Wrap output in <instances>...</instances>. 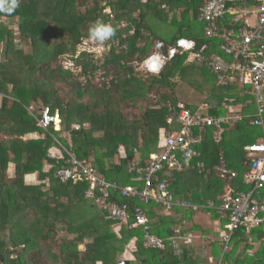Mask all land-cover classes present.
Returning a JSON list of instances; mask_svg holds the SVG:
<instances>
[{
  "label": "trees",
  "instance_id": "16d2710c",
  "mask_svg": "<svg viewBox=\"0 0 264 264\" xmlns=\"http://www.w3.org/2000/svg\"><path fill=\"white\" fill-rule=\"evenodd\" d=\"M205 1L0 0V264H121L134 240V261L128 264H264L262 229L250 235L237 230L228 246L214 238L212 259H202L193 244L202 232L197 215L213 223L204 230L205 241L227 222L207 207L218 204L227 186L214 171L220 157L237 174L230 182L236 193L252 188L242 181L249 161L244 147L263 141L264 130L248 123L246 116L255 114L252 105L246 106L249 88L219 85L205 63L187 61L188 53H177L158 74L142 67L156 53L167 55L179 39L194 41V52L207 45L206 59L230 61L218 49L220 40L206 38V25L197 21ZM238 5L250 9L256 2ZM156 22L170 28L168 38L157 34ZM97 23L111 25L115 36L90 41ZM182 86L203 99L182 101ZM225 99L239 105L245 117L226 127L218 146L207 130L191 167L164 175L171 210L110 190L108 203L127 206V224H120L85 198V182L56 178L67 156L52 152L67 149L106 181L142 188L128 174V161L143 167L157 151L159 130L178 129L166 122L177 104L190 111L206 105V115L220 117L226 113ZM44 108L58 114L59 130L37 125ZM35 173L38 181L27 183L25 178ZM179 201L197 208H179ZM138 207L148 219L146 231L128 227ZM146 233L162 239L163 248L144 247Z\"/></svg>",
  "mask_w": 264,
  "mask_h": 264
},
{
  "label": "built area",
  "instance_id": "2783aa9c",
  "mask_svg": "<svg viewBox=\"0 0 264 264\" xmlns=\"http://www.w3.org/2000/svg\"><path fill=\"white\" fill-rule=\"evenodd\" d=\"M240 1L242 0H206L197 14V21L206 25L205 37L220 40L218 49L231 58L229 64L224 65L217 59H206L204 52L207 45L194 52V41L179 39L168 50L167 55L156 53L145 60L142 67L149 73L158 74L167 60L177 53H188L187 61L205 63L216 74L219 85L231 83L239 88H249L246 94L251 99L246 102V106L252 105L255 114L253 117L246 116L250 117L248 123L264 130V0H254L256 5L250 9L241 8L238 5ZM222 106L226 113L213 117L205 114L206 105H199L195 111H190L183 103L177 104L173 115L166 122L168 125L178 126V129L170 132L164 128L159 130L157 151L149 155L143 162V167L134 160L128 161V174L141 181L142 188L131 185L120 187L106 181L90 163L78 160L67 149L52 152L60 157L67 156L66 166L57 171L56 178L62 183L69 180L85 182V198L93 200L108 213V218L115 219L120 224H127V206L108 203L110 190L123 198H138L146 205L152 203L171 210L174 202L164 175L179 173L191 167L189 161L200 156L196 148L202 144L207 130L212 142L218 146L223 141L226 127L241 122L245 117L240 114L239 105H234L232 99H225ZM60 124L58 114L52 115L48 108L41 110V116L37 119V125L41 129L47 130L52 126L57 131ZM244 150L249 161L244 163L247 169L242 175V181L245 185L252 186L248 193H236L231 188L230 182L237 174L226 167L223 157H220L214 167L216 175L226 181L227 186L218 198V204L211 203L207 207L226 218L227 222L218 236L225 246L229 245L237 230L242 229L247 235L255 229L264 230V140L246 145ZM198 165L203 168V164ZM176 206L192 210L197 208L184 201H179ZM128 227H142L145 231L149 228L148 219L141 208H135L134 220ZM144 247L162 249L163 241L146 233ZM227 249L224 247V250Z\"/></svg>",
  "mask_w": 264,
  "mask_h": 264
},
{
  "label": "crops",
  "instance_id": "0c3cea01",
  "mask_svg": "<svg viewBox=\"0 0 264 264\" xmlns=\"http://www.w3.org/2000/svg\"><path fill=\"white\" fill-rule=\"evenodd\" d=\"M250 23H251V20H250ZM228 58L230 59V61L229 60H223L222 61V63L224 65L229 64L232 61L230 57H228ZM48 170H49V166H45L44 171H48ZM25 179H26L27 183H30V184L36 183V181H38V174L35 173V174H32V175H29ZM208 219H209V217L206 216V215L205 216H201V217H199V215H197L195 217V222L196 223L200 222L202 229L207 231V230H209L207 227H211V224L213 225V223L210 222ZM215 232H216V230H215ZM219 232H220V230L216 233V235L218 234V236H219ZM196 240H198V239L193 238V244H194V246L196 248L195 249L193 247L195 252L197 254H201L200 256L203 257L202 259H204L206 256H207V259H212L210 245H211V243H213L215 241L214 238H210L208 236V238L206 240V241H208V243L205 240H203V239H200V241H198V242ZM217 240H219V239H216V241ZM134 242H135V240L132 241L128 245L129 248L126 249L127 251L125 250L124 253L121 255V258H120L121 262H125L126 261L127 263H129L130 261H134L133 252H134L135 249H131V247L134 246ZM185 242L188 243V239L185 240ZM143 245H144V243H143Z\"/></svg>",
  "mask_w": 264,
  "mask_h": 264
},
{
  "label": "rangeland",
  "instance_id": "374dc122",
  "mask_svg": "<svg viewBox=\"0 0 264 264\" xmlns=\"http://www.w3.org/2000/svg\"><path fill=\"white\" fill-rule=\"evenodd\" d=\"M153 27L155 29V31L157 32V34L168 38L169 37V33H170V28L166 25H163L160 22H156L153 24ZM0 50H1V45H0ZM180 92H179V97L182 101H185L187 103H199L201 99H203V95H200L198 92L194 91V90H188L187 87H180L179 88ZM33 110V108H31ZM31 110V111H32ZM209 230L210 228L207 227ZM204 230L202 229V232H198V236L196 240L197 242L200 241V239L202 238L203 234H204ZM216 233V232H215ZM197 235V234H196ZM209 236V235H208ZM206 238V237H205ZM204 238V239H205ZM210 238H217L218 237L214 234L213 236H210ZM203 239V240H204ZM254 247H256V245H254ZM253 252V251H252ZM126 262V261H125ZM131 262V261H130Z\"/></svg>",
  "mask_w": 264,
  "mask_h": 264
},
{
  "label": "clouds",
  "instance_id": "9594fccd",
  "mask_svg": "<svg viewBox=\"0 0 264 264\" xmlns=\"http://www.w3.org/2000/svg\"><path fill=\"white\" fill-rule=\"evenodd\" d=\"M116 30L111 25L97 23L96 26L90 30L89 38L103 41L115 36Z\"/></svg>",
  "mask_w": 264,
  "mask_h": 264
},
{
  "label": "water",
  "instance_id": "95a60500",
  "mask_svg": "<svg viewBox=\"0 0 264 264\" xmlns=\"http://www.w3.org/2000/svg\"><path fill=\"white\" fill-rule=\"evenodd\" d=\"M135 152V150H133ZM121 264H128L127 262H122Z\"/></svg>",
  "mask_w": 264,
  "mask_h": 264
}]
</instances>
